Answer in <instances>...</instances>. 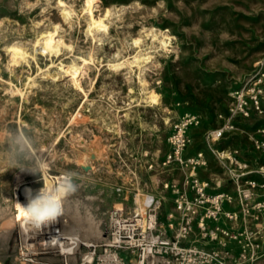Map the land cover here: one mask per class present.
Returning <instances> with one entry per match:
<instances>
[{
	"label": "rangeland",
	"instance_id": "obj_1",
	"mask_svg": "<svg viewBox=\"0 0 264 264\" xmlns=\"http://www.w3.org/2000/svg\"><path fill=\"white\" fill-rule=\"evenodd\" d=\"M49 31H58L50 42L63 46L60 54L35 55ZM17 43L30 56L14 63L7 47ZM139 54L146 58L138 65ZM262 76L264 0H0V264H23L27 253L19 225L5 231L20 191L16 175L23 186H43L40 147L54 145L47 160L54 184L74 177L77 191L64 202L85 239L98 241L112 209L134 212L146 185L156 193L161 181L182 178L160 166L184 115L201 117L189 153H205V179L222 182L231 151L254 161L264 117L231 108L235 93ZM16 86L23 95L12 94ZM219 131L222 138L205 141ZM39 257L62 264L57 250Z\"/></svg>",
	"mask_w": 264,
	"mask_h": 264
},
{
	"label": "built area",
	"instance_id": "obj_2",
	"mask_svg": "<svg viewBox=\"0 0 264 264\" xmlns=\"http://www.w3.org/2000/svg\"><path fill=\"white\" fill-rule=\"evenodd\" d=\"M263 77L235 93L231 112L264 117ZM200 124V116L186 114L169 136L170 151L160 169H177L183 176L161 182L173 204L167 222L161 219L165 199L146 185L136 211L114 208L108 213L98 241L58 251L62 264H72V259L76 264H264V124L254 140L257 157L248 163L239 151H231L221 183L202 177L209 166L203 151L189 153V131ZM223 133L208 132L205 141L219 140ZM41 245V253L23 255V264H43L39 254L55 250Z\"/></svg>",
	"mask_w": 264,
	"mask_h": 264
},
{
	"label": "bare ground",
	"instance_id": "obj_3",
	"mask_svg": "<svg viewBox=\"0 0 264 264\" xmlns=\"http://www.w3.org/2000/svg\"><path fill=\"white\" fill-rule=\"evenodd\" d=\"M94 24L95 23H92L91 25L93 26ZM57 32L58 31H49L46 34H44L39 40H37V42L35 43V45L33 47V53H35V55L37 52H42L45 55L46 54L53 55V54L59 53L63 46H61L57 42H55V43H53V41L50 42L51 38L58 34ZM96 34H98V32ZM162 37H164V36H162ZM165 38L163 40H161L162 44L164 42H166ZM152 39H154V37ZM158 42H159V40H158ZM158 44L159 43H157V45ZM158 46H156V47H158ZM156 47H155V49H157ZM7 50L9 53H11L12 60L14 63H19L21 61H24L30 56V54L26 51V49H24L22 44L20 45L17 43V44L10 45L7 47ZM145 58H146V54H139L136 57V59L134 60V63L139 65L140 63L145 61ZM31 82H32V79L30 78L29 82L27 83V87L30 86ZM12 92H13L12 94H19V96L23 95L22 90L17 86L13 87ZM53 146L54 145H52L50 147L42 146V147H40V149L37 152V154H39V157H38L39 158V161H38L39 168L43 172V185L44 184L49 185V186L54 185L51 177L49 176V174L47 172L48 168H49V166L47 164V160L49 159V161L52 162L53 158H54L53 153L50 150ZM15 181H16V190L19 189L20 191L15 192V196L13 198L15 213L11 217L8 218V226H7L8 228L6 229L5 232H9L14 224H18L20 229H21L20 230L21 231V237H20L21 238V245L23 248H25L27 250L28 253L29 252L35 253L38 246H40L41 244L47 245L48 248H52V249H55L59 252L64 253V252H68V250H75V249L79 248L82 243H86V244L91 243L90 242L91 240L85 239L86 236L84 237L83 236L84 234L82 235V232H84L85 229L80 225L81 222H79L80 217H78V213L75 210H72L70 207H68V205H66V203L64 201H63V209H64L63 214L61 216L57 217L55 220L49 221L45 224H42L39 228H37L36 226H34L30 222H26L25 219L21 216L20 210L17 207V204L18 203H20V204H26L27 203V200H26L25 194H24V190L26 187H30L34 191L39 190L40 188H35L32 185L23 186L22 183L24 182V179L22 178L21 175H16ZM142 184H143V182H142ZM90 219H91V217H90ZM86 227H87V225H86ZM47 240H49V241H47ZM44 242H46V244H44Z\"/></svg>",
	"mask_w": 264,
	"mask_h": 264
},
{
	"label": "clouds",
	"instance_id": "obj_4",
	"mask_svg": "<svg viewBox=\"0 0 264 264\" xmlns=\"http://www.w3.org/2000/svg\"><path fill=\"white\" fill-rule=\"evenodd\" d=\"M77 191L74 177L64 174L54 185L44 184L39 190L26 187L24 190L26 204H17L21 216L26 222L39 228L42 224L55 220L63 214V201Z\"/></svg>",
	"mask_w": 264,
	"mask_h": 264
},
{
	"label": "crops",
	"instance_id": "obj_5",
	"mask_svg": "<svg viewBox=\"0 0 264 264\" xmlns=\"http://www.w3.org/2000/svg\"><path fill=\"white\" fill-rule=\"evenodd\" d=\"M167 181H169V180H167ZM161 182H162V181H161ZM164 182H166V181H164ZM148 191H149L150 193L154 194V195L157 196V197H163V198L165 199L164 207H163L162 210H164V211L167 213V215L170 214L169 211H172V212H173V204H172V202H171V195H170L169 192L162 190V191H160V192H156V193H154V192H152V191L150 190V188H148ZM164 194H165V195H164ZM171 215H172V214H171Z\"/></svg>",
	"mask_w": 264,
	"mask_h": 264
}]
</instances>
